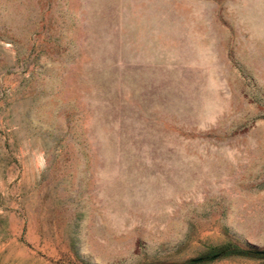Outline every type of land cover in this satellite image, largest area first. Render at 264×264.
Listing matches in <instances>:
<instances>
[{"label":"rangeland","instance_id":"obj_1","mask_svg":"<svg viewBox=\"0 0 264 264\" xmlns=\"http://www.w3.org/2000/svg\"><path fill=\"white\" fill-rule=\"evenodd\" d=\"M0 264H264V0H0Z\"/></svg>","mask_w":264,"mask_h":264}]
</instances>
